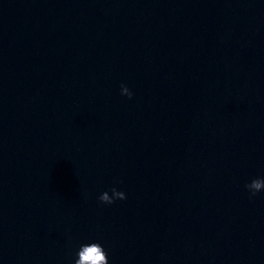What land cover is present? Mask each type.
Returning a JSON list of instances; mask_svg holds the SVG:
<instances>
[{"label": "clouds", "instance_id": "clouds-1", "mask_svg": "<svg viewBox=\"0 0 264 264\" xmlns=\"http://www.w3.org/2000/svg\"><path fill=\"white\" fill-rule=\"evenodd\" d=\"M121 95L132 98L133 93L126 85H121ZM245 188L249 192V199L254 198L258 193L264 191V177L254 178L245 184ZM126 193L117 190L115 187L111 189V195L108 191L100 194L98 197L102 204H113L116 200H125ZM78 258L74 264H109L108 255L104 247L99 242H90L82 244L78 250Z\"/></svg>", "mask_w": 264, "mask_h": 264}]
</instances>
